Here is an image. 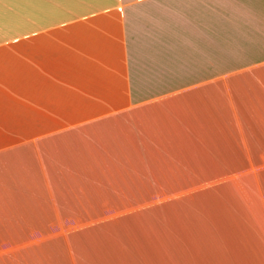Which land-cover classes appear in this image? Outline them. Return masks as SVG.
Instances as JSON below:
<instances>
[{
	"label": "crops",
	"instance_id": "obj_1",
	"mask_svg": "<svg viewBox=\"0 0 264 264\" xmlns=\"http://www.w3.org/2000/svg\"><path fill=\"white\" fill-rule=\"evenodd\" d=\"M247 1L0 0V264H264Z\"/></svg>",
	"mask_w": 264,
	"mask_h": 264
},
{
	"label": "rangeland",
	"instance_id": "obj_2",
	"mask_svg": "<svg viewBox=\"0 0 264 264\" xmlns=\"http://www.w3.org/2000/svg\"><path fill=\"white\" fill-rule=\"evenodd\" d=\"M247 4L250 5L252 8H260V0H252L247 1ZM222 31H225L224 25L222 24ZM260 30L264 31V26L261 27ZM227 31V30H226ZM239 36V33L237 34V37ZM222 39H228L227 34H222ZM244 42V41H243ZM250 45H252V49L248 50V54H245V56L251 57V58H257L261 56L262 53V46L261 43H264V34L259 32V34H256L255 32L251 34L250 36Z\"/></svg>",
	"mask_w": 264,
	"mask_h": 264
}]
</instances>
